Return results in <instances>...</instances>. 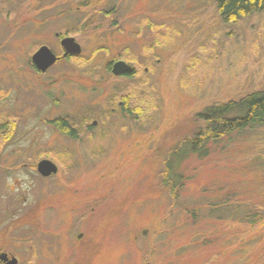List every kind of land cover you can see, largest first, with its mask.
Returning a JSON list of instances; mask_svg holds the SVG:
<instances>
[{
	"label": "rangeland",
	"instance_id": "1",
	"mask_svg": "<svg viewBox=\"0 0 264 264\" xmlns=\"http://www.w3.org/2000/svg\"><path fill=\"white\" fill-rule=\"evenodd\" d=\"M55 33L81 55L35 79L28 58L60 53ZM119 58L135 77L112 76ZM70 89L71 109L53 103ZM261 89L264 10L223 23L215 0H0L1 118L15 120L0 129V249L17 264H264V124L203 156L177 149L203 107ZM57 107L74 138L39 121ZM41 159L58 171L40 176Z\"/></svg>",
	"mask_w": 264,
	"mask_h": 264
},
{
	"label": "trees",
	"instance_id": "2",
	"mask_svg": "<svg viewBox=\"0 0 264 264\" xmlns=\"http://www.w3.org/2000/svg\"><path fill=\"white\" fill-rule=\"evenodd\" d=\"M215 4L223 23L235 22L264 10V0H215ZM129 99L125 104H128ZM195 118L200 122L198 130L193 136L182 140L177 149L186 147V155L196 153L203 156L208 154L209 142L219 143L223 141L222 138L229 137L236 131L264 124V89L251 91L237 99L207 105L195 114ZM58 128L63 132L66 127L59 125ZM70 135L73 137L74 134ZM174 157L172 151L166 159L164 174L167 176L173 177L171 173L177 165ZM176 184L177 182H174L172 187H176ZM254 217L256 218V215L250 216L249 223L254 224L251 220Z\"/></svg>",
	"mask_w": 264,
	"mask_h": 264
},
{
	"label": "flooded vegetation",
	"instance_id": "3",
	"mask_svg": "<svg viewBox=\"0 0 264 264\" xmlns=\"http://www.w3.org/2000/svg\"><path fill=\"white\" fill-rule=\"evenodd\" d=\"M55 37L56 38H59L58 39V44H59V47H60V53H58V52H55L54 50H51L47 45H40L39 47H41V46H46L54 55H55V61L52 63V64H50L45 70H41V68H39V67H37V65L33 62V60H32V55L30 56V58H28L29 59V64H30V66H31V68H32V70H33V74H34V78L35 79H38L37 77H39V76H43V75H45V74H47L48 72H49V70L53 67V66H55V65H60V64H63L64 66H67L68 67V71H70V69L72 68L71 66H70V63L71 62H74L75 61V59H77V57H79L80 55H81V48H80V54L79 55H71V54H69V53H65V51H64V49L62 48V46H61V40L63 39V38H65V37H72V36H70V35H66V34H62V33H55ZM38 47V48H39ZM37 48V49H38ZM36 49V50H37ZM35 50V51H36ZM118 60H122V61H124L125 63H127L128 65H130L131 66V68H132V71L130 72V73H121V74H119V75H114V74H112V72H111V70H112V65L116 62V61H118ZM28 61V60H27ZM137 66H135L132 62H130V60H128V59H126V60H124V59H121V58H119V59H116V60H112V61H110V62H108V69H109V71H110V73L112 74V76H115V77H122V78H132V77H135L136 76V73L138 72V68H136ZM64 75V74H63ZM70 81V78H69V76H68V80H67V82H69ZM47 91V93H48V96L50 95H52L53 93L51 92V90L48 88V89H46ZM50 91V92H49ZM72 92V90L70 89L69 91H67V92H59L58 93V95L56 96V98L54 97L53 99H52V101H53V103H55V104H57V106L59 107L60 105L58 104V102H60V101H64L65 100V103H67V108L68 109H71L70 107V105H71V103H72V94L73 93H71ZM28 95V94H27ZM43 95L45 96V98L47 99V94H45V93H43ZM29 96V95H28ZM34 96L32 95L31 96V98H33ZM62 98V99H61ZM38 101H39V99H38ZM54 104V105H55ZM119 104V106H120V104H121V102H119L118 103ZM27 104L26 105H24V107L22 108V110L21 111H25V112H21L26 118L29 116V114L27 113ZM56 106V105H55ZM5 107H6V105H5ZM5 107H3V108H0V129H3V127H7L8 125H14L13 123H14V119H9V117H7V118H1V116H5L6 117V115H5V112H4V108ZM58 107L56 108V110L58 111V113H57V115L54 117V118H46V121H44V120H39V121H41V124L43 123V122H48V125L50 126V127H54L57 131H59V125H62V126H64V127H66L64 130H63V132H62V134H64L65 136H67V137H69V138H74L75 136V128L73 127V121L75 120L74 119V114H73V112H72V110L71 111H67V112H65V110L64 111H60L59 109H58ZM25 108V109H24ZM1 110H2V112H1ZM36 110V113H35V116L38 118L40 115L41 116H43V112H42V109H41V107H37V109H35ZM8 116V115H7ZM73 116V117H72ZM35 121H38L37 119L35 120ZM95 124V121H93L92 122V125H94ZM60 132V131H59ZM65 132V133H64ZM61 133V132H60ZM70 134H74L73 135V137H70L71 135ZM10 135L12 136V133H10ZM10 135H9V137H10ZM8 137V138H9ZM18 154H20L21 156H23L25 159L27 158V154H26V151H23V152H19ZM0 157H1V155H0ZM0 161H1V158H0ZM24 164V163H23ZM0 167H2L1 166V164H0ZM36 169V168H35ZM36 171H37V169H36ZM57 171H58V169H57ZM38 173V172H37ZM39 174V173H38ZM40 175V174H39ZM54 175V174H53ZM41 176V175H40ZM49 177V176H48ZM82 236V233H79L78 235H77V238H80ZM2 254H5L6 255V257H7V261L9 260V259H11L12 257H13V255L12 254H10L8 251H6V249L5 248H1L0 249V255H2ZM6 263V261H3V259L0 257V264H5ZM18 263V262H17Z\"/></svg>",
	"mask_w": 264,
	"mask_h": 264
},
{
	"label": "water",
	"instance_id": "4",
	"mask_svg": "<svg viewBox=\"0 0 264 264\" xmlns=\"http://www.w3.org/2000/svg\"><path fill=\"white\" fill-rule=\"evenodd\" d=\"M61 46L64 49L65 53H69L71 55H79L80 54V46L75 41L73 37H65L61 40ZM55 55L46 47H39L32 55L33 62L37 65V67L41 68V70H45L50 64L55 61ZM132 68L130 65L125 63L122 60L116 61L112 65V74L119 75L121 73H130ZM37 172L42 177H48L57 172V166L50 161L49 159H41L36 164ZM3 261H6L5 264H17V260L15 257H12L7 261V257L5 254L0 255Z\"/></svg>",
	"mask_w": 264,
	"mask_h": 264
}]
</instances>
